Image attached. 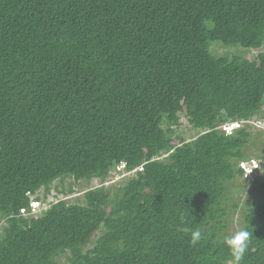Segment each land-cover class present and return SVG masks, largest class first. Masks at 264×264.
I'll return each instance as SVG.
<instances>
[{"label":"trees","instance_id":"16d2710c","mask_svg":"<svg viewBox=\"0 0 264 264\" xmlns=\"http://www.w3.org/2000/svg\"><path fill=\"white\" fill-rule=\"evenodd\" d=\"M263 47L264 0H0V264H230L237 212L264 264L256 135L221 128L264 118ZM71 178L99 185L31 214Z\"/></svg>","mask_w":264,"mask_h":264},{"label":"rangeland","instance_id":"374dc122","mask_svg":"<svg viewBox=\"0 0 264 264\" xmlns=\"http://www.w3.org/2000/svg\"><path fill=\"white\" fill-rule=\"evenodd\" d=\"M264 49V47H263ZM226 49L225 48H221V49H216V51L218 53H224ZM258 54L257 50H251L250 53L248 54L249 57H253L256 56ZM253 59V58H251ZM248 129L249 131L253 134L256 135L255 138L252 139V143L254 144V151L255 152H249V153H253L252 155H250V159L249 161H247L248 163H244V165L242 166L244 168L245 171V175L248 179L244 180V183L246 184V182L251 183L252 179L256 176V174L258 173V171L256 172V174L253 177V174H247L246 172H250L252 171V167H255L256 165H260L262 167V163L264 162V158L259 160L256 158V155H264V146L262 145V141L264 139V135H263V131H264V118L260 119V117H254L252 118L251 121H249L248 123ZM229 130V129H228ZM200 131H196L194 129H191V126L188 123V118L185 115H181L180 116V127H179V133L182 134V136L187 139L190 140L192 138H195L197 136V134ZM231 133V132H229ZM252 160H255L254 162H252ZM261 163V164H260ZM262 170H259V173ZM131 176V173H126L123 170H118L117 168L114 169L109 177L107 178V185H115L120 183L123 179L127 178ZM237 185L231 187V189L229 190V195H231V197L237 198L238 197H243L244 199H251L252 196L250 195L248 188H244V183L243 180H237L236 181ZM99 182L98 181H94L92 183L86 184L84 182H74L73 179H66L64 182H57L55 181L53 184H51L50 190L47 194L44 193V191L38 190L35 194L30 196V200L31 201H38L37 205L32 206L31 204V208L36 207L37 208H33L32 210L35 213V216L39 215L40 211L43 209H47L49 208V205L51 203H56L60 200H64L67 203H76V202H80L82 200V196L84 191L93 188L95 186H98ZM68 188H71L72 190L69 191ZM38 199V200H36ZM240 221V216L239 213H234L231 214L230 217L228 218V229H227V233L229 235H232L235 233V231L238 230V228L240 227L239 224ZM1 229V228H0Z\"/></svg>","mask_w":264,"mask_h":264},{"label":"clouds","instance_id":"9594fccd","mask_svg":"<svg viewBox=\"0 0 264 264\" xmlns=\"http://www.w3.org/2000/svg\"><path fill=\"white\" fill-rule=\"evenodd\" d=\"M244 123H248V121H242L240 124L239 123H231V124L226 123L222 125L221 128L223 129L225 135H231L235 129L241 127L242 124ZM254 161L255 160H252V162ZM244 163H248V162H244ZM244 163L242 164V166L244 165ZM242 166L241 168L244 170ZM259 169H260V165L258 164L255 167H252V171L246 172V173L251 174V175L253 174V177H254V175ZM30 204L32 206H35L38 203L37 202L35 203V201H31ZM33 208H37V206ZM31 214L35 215L33 210L31 211ZM252 237H253L252 232L248 231L246 228H242V229L235 231V233L232 234L231 236H228L225 238V243L231 255L230 264H243V261L245 259V254L249 250ZM200 239H201V232L199 230L192 231L189 243L190 245L195 246L200 241Z\"/></svg>","mask_w":264,"mask_h":264},{"label":"built area","instance_id":"2783aa9c","mask_svg":"<svg viewBox=\"0 0 264 264\" xmlns=\"http://www.w3.org/2000/svg\"><path fill=\"white\" fill-rule=\"evenodd\" d=\"M24 213V212H23Z\"/></svg>","mask_w":264,"mask_h":264}]
</instances>
